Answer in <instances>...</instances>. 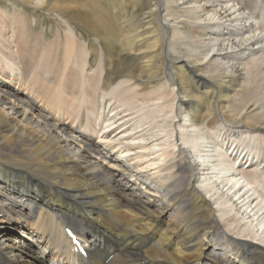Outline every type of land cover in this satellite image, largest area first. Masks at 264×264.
Masks as SVG:
<instances>
[{
  "label": "bare ground",
  "instance_id": "bare-ground-1",
  "mask_svg": "<svg viewBox=\"0 0 264 264\" xmlns=\"http://www.w3.org/2000/svg\"><path fill=\"white\" fill-rule=\"evenodd\" d=\"M144 2L0 0V264H264V0Z\"/></svg>",
  "mask_w": 264,
  "mask_h": 264
},
{
  "label": "rangeland",
  "instance_id": "rangeland-1",
  "mask_svg": "<svg viewBox=\"0 0 264 264\" xmlns=\"http://www.w3.org/2000/svg\"><path fill=\"white\" fill-rule=\"evenodd\" d=\"M2 2H3V4L4 5H6V6H2V5H0V6H2V7H6L7 9H9L10 11H14V5L12 4V2H13V0H1ZM145 2H144V0H143V4H144ZM28 6H29V9L31 10V11H34L35 9H37V12H38V15H37V18H40V19H42L43 21H45L46 22V24H48V28H50V27H53L54 29H58L59 30V32H63L64 31V28L65 29H67V27H65V26H63L62 24H54V21L53 20H51L50 18H48V15H47V13H46V11L45 10H42V9H38L37 7H34V5L33 4H28ZM134 7V5H131V8H133ZM1 8V7H0ZM19 8H21V7H19ZM40 14V15H39ZM51 21V22H50ZM49 23H51V24H49ZM58 23V22H57ZM75 24V26L77 27V30H79V29H81V27L80 26H78L76 23H74ZM39 30H43V27L41 26L40 28H39ZM82 32V34H80ZM78 34V38L80 39V40H84L85 42H87V40L89 41V40H97L95 37H90V35L88 34V32H86L85 30H83V29H81L80 30V32L79 33H77ZM99 39V38H98ZM99 41V40H98ZM100 43H101V41H99ZM119 44L121 45V42H119ZM101 45H102V43H101ZM102 47V46H101ZM118 47V46H117ZM109 48H110V46H109ZM121 48L120 47H118V48H116V53H119V50H120ZM110 52L111 53H113L111 50H110ZM132 60L133 59H130L129 58V61H127L128 63H132ZM126 62V63H127ZM15 232H17V231H13V234H16Z\"/></svg>",
  "mask_w": 264,
  "mask_h": 264
}]
</instances>
